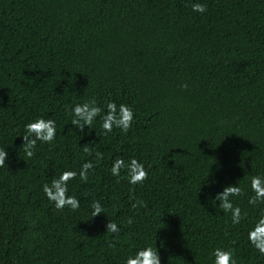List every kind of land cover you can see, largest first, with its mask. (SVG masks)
I'll use <instances>...</instances> for the list:
<instances>
[{
  "label": "trees",
  "instance_id": "1",
  "mask_svg": "<svg viewBox=\"0 0 264 264\" xmlns=\"http://www.w3.org/2000/svg\"><path fill=\"white\" fill-rule=\"evenodd\" d=\"M191 2L0 0V143L13 140L8 169H0V264H118L134 243L130 233L158 227L161 264H210L211 248L231 240L238 264H264L243 230L197 193L208 167L215 192L238 179L245 185L264 165V0H206L204 15ZM90 95L133 106L129 132L109 139L97 127L78 140L62 106ZM39 112L57 120L62 136L23 161L12 133ZM89 142L105 160L88 185L73 182L71 191L85 197L81 210L58 213L40 186L78 166L79 145ZM132 154L151 165L136 189L147 206L136 209L131 186L108 172L109 158ZM88 189L122 226L115 249L108 218L88 219ZM239 203L256 215L246 197Z\"/></svg>",
  "mask_w": 264,
  "mask_h": 264
},
{
  "label": "clouds",
  "instance_id": "2",
  "mask_svg": "<svg viewBox=\"0 0 264 264\" xmlns=\"http://www.w3.org/2000/svg\"><path fill=\"white\" fill-rule=\"evenodd\" d=\"M190 7L193 13L200 15L208 12L206 0H192ZM180 86L186 89L189 85L182 83ZM62 108L67 116V122L64 125L73 126L72 130L77 134L78 140L89 135L91 131L96 132L97 127L100 129V135L109 139L117 129L121 134H127L137 119L133 106L124 102L118 103L115 99H98L95 95H90L84 100H73ZM61 130L57 120L52 118L51 114L39 112L34 116L26 117L22 124L15 126L12 133L22 140L20 146H22L23 158L21 160H33L37 158L40 148L44 146L51 148L58 142V136H62ZM94 143L79 145L82 146L84 158L80 160L78 166H65L59 170L58 174H53L50 180L46 179L41 184L42 196L58 213L65 211L77 213L81 210V203L85 197L71 191L73 182L78 181V186L81 187L88 185L90 177L105 160L103 153L93 146ZM12 145L13 140L11 143H0V169H8L6 161L10 162L9 148ZM108 172L115 183H120L123 179L131 186L127 198L132 209H136L138 204L142 207L147 206L143 200L137 199L136 189L149 180L151 165H147L135 154L127 158L115 155L109 158ZM239 180L235 184L221 185L222 190L213 192L218 180L208 167L206 174L198 180L197 193L203 195L205 204L211 206L215 212L226 214L232 226L240 227L243 230L245 243L259 256L264 257V211H259L261 206H264V165L248 176L245 185L242 186ZM202 186L207 190L202 191ZM93 191L88 189L90 198L88 219L100 214L108 218L103 198H94ZM245 197L247 205L258 210L255 216L249 217V213L242 210L239 201ZM133 223L134 217L128 216L126 224L131 226ZM105 227V232L113 237L108 247L115 249L117 245L115 238L121 234L122 226L108 218ZM157 229L154 234H136L135 237H132L130 233L134 243L116 257L118 264H161V257L156 246ZM236 244V240H231L227 245L212 247L207 253L210 264H238L234 247ZM163 246V240H161L160 247Z\"/></svg>",
  "mask_w": 264,
  "mask_h": 264
}]
</instances>
